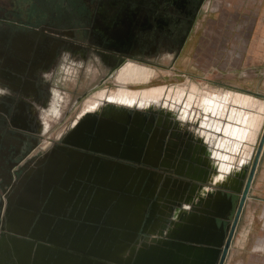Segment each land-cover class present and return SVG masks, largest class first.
Returning <instances> with one entry per match:
<instances>
[{
	"label": "water",
	"instance_id": "water-1",
	"mask_svg": "<svg viewBox=\"0 0 264 264\" xmlns=\"http://www.w3.org/2000/svg\"><path fill=\"white\" fill-rule=\"evenodd\" d=\"M200 6L180 47L161 58L165 68L175 65ZM73 37L21 35L15 63L27 77L0 85V112L15 131L4 146L18 152L29 141L3 188L0 264H225L263 151L264 129L256 137L264 114L251 141L225 133L244 126L230 118L232 108L253 109L227 99L229 92L250 96L238 90L201 89L219 94L225 116L196 105L186 113L185 101L173 106L166 98H104L87 108L98 91L87 96L124 65H150ZM81 69L103 74L79 90L71 82Z\"/></svg>",
	"mask_w": 264,
	"mask_h": 264
},
{
	"label": "flooded vegetation",
	"instance_id": "flooded-vegetation-1",
	"mask_svg": "<svg viewBox=\"0 0 264 264\" xmlns=\"http://www.w3.org/2000/svg\"><path fill=\"white\" fill-rule=\"evenodd\" d=\"M206 2L207 0H0V85H13L19 79L27 77L19 74L20 68L15 59L21 35H30L35 30L47 35L65 31L85 47H99L96 44L103 43L133 54L132 58L138 63L164 67L161 58L175 53L180 47L189 22L201 4L180 56L183 53ZM119 20H122L123 28L116 30L114 24H120ZM104 34L110 35L109 39L103 38L106 37H102ZM121 36L123 42L119 43L118 37ZM81 39H85V42ZM90 41L92 44H89ZM47 47L41 53L46 62L50 55ZM1 93L0 96H3ZM6 95L13 97L15 94ZM43 95H48L46 88ZM1 114L0 112V224L4 185L10 179L18 153L29 146V141L23 142L18 152L17 149L11 152L4 146L6 136L13 140L14 134L11 131H15L9 126L8 119H3Z\"/></svg>",
	"mask_w": 264,
	"mask_h": 264
},
{
	"label": "crops",
	"instance_id": "crops-1",
	"mask_svg": "<svg viewBox=\"0 0 264 264\" xmlns=\"http://www.w3.org/2000/svg\"><path fill=\"white\" fill-rule=\"evenodd\" d=\"M221 5L225 12H221L219 57L215 64H218L220 74L225 75L226 80H208L207 83L214 86L215 89H233L250 95L229 92L228 100L234 102V104H239L245 108H253L254 110L250 109L246 110L247 112H242L240 109L237 111L232 108L230 118L239 121L244 126L241 128L227 127L225 133L240 140L248 139L252 141L264 114V94L258 90V87H264V0H223ZM229 9L231 10L230 13L228 12ZM248 71L255 73L256 78L246 82L234 79L233 75H240ZM43 76L46 79L50 77L46 72V68ZM144 80L140 83L149 84L152 78L149 82L148 80L144 82ZM244 84L248 85L247 88L241 86ZM187 90V92L179 91L178 88L165 85H154L140 89L126 87V89H123L126 92L122 91L123 94L125 93L124 95L117 96L115 94L113 97L110 94L111 92H109L111 90L107 88L103 94H99V91L95 93L86 103V106L87 108L94 107L104 98L128 103L138 101L141 104H147L151 101L159 102L166 98V100H172L173 106L185 101L186 113L189 112L190 107L196 105L197 108L202 109L207 114L214 113L215 115L225 116V102L221 101L219 94H215L212 90H204L201 93L198 88L193 91L191 89ZM263 129L264 123L261 126V130L257 131V141H259ZM246 154H248V148ZM251 193L258 197H264V147L251 186Z\"/></svg>",
	"mask_w": 264,
	"mask_h": 264
},
{
	"label": "rangeland",
	"instance_id": "rangeland-1",
	"mask_svg": "<svg viewBox=\"0 0 264 264\" xmlns=\"http://www.w3.org/2000/svg\"><path fill=\"white\" fill-rule=\"evenodd\" d=\"M222 2L223 0H207L186 48L172 69L128 63L113 79L96 87L87 97L99 90H101L99 94H103L107 88L114 97L115 94L124 95L122 91L126 87L140 89L154 85L174 86L179 91L186 92L187 89L193 91L198 88L201 93L204 92L201 89H215L207 83L208 80H226L225 75L220 74L218 64H215L219 57L221 12H225ZM228 12L230 13L231 10L229 9ZM81 71L82 78L80 77L79 80L74 79L71 82L74 76L68 78L71 84L77 82L79 90L93 86L96 82L95 76L98 74V77H101L103 74L101 69L98 72L92 69H81ZM233 76L240 82L256 78L255 73L250 71ZM151 78L149 84L140 83L144 79L149 82ZM241 86L247 88L248 85ZM258 90L264 94L263 86L258 87ZM225 264H264V197L252 193L249 195L233 240V248Z\"/></svg>",
	"mask_w": 264,
	"mask_h": 264
}]
</instances>
